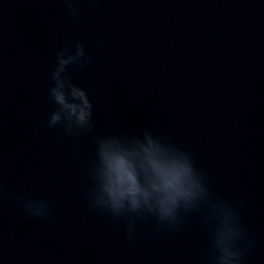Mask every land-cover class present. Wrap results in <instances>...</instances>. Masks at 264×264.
<instances>
[{
    "label": "water",
    "instance_id": "water-1",
    "mask_svg": "<svg viewBox=\"0 0 264 264\" xmlns=\"http://www.w3.org/2000/svg\"><path fill=\"white\" fill-rule=\"evenodd\" d=\"M0 0V264H204L202 213L173 230L93 210L95 134L147 129L187 149L210 184L237 202L264 264V0ZM80 40L90 57L69 66L94 105L93 133L47 127L56 52ZM47 196L35 218L15 194Z\"/></svg>",
    "mask_w": 264,
    "mask_h": 264
},
{
    "label": "clouds",
    "instance_id": "clouds-1",
    "mask_svg": "<svg viewBox=\"0 0 264 264\" xmlns=\"http://www.w3.org/2000/svg\"><path fill=\"white\" fill-rule=\"evenodd\" d=\"M63 4L73 18L78 16L77 0H63ZM89 59L80 40L67 42L56 52L49 73L48 98L54 107L47 115V127L58 126L75 138L93 133L94 105L87 89L72 81L68 68L74 65L83 69ZM92 143L87 201L93 210L127 221L129 242L134 240L138 220L152 217L158 226L173 230L195 211L211 225V256L204 264H243L253 246L238 213L243 201L234 203L215 190L187 149L167 135L147 129L131 136L95 134ZM4 194L0 184V197ZM15 201L35 218L52 219L47 196L18 192Z\"/></svg>",
    "mask_w": 264,
    "mask_h": 264
}]
</instances>
